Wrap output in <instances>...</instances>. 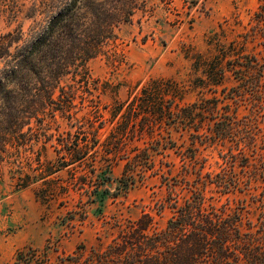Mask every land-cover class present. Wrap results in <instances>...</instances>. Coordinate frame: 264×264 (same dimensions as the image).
Here are the masks:
<instances>
[{"label":"trees","instance_id":"16d2710c","mask_svg":"<svg viewBox=\"0 0 264 264\" xmlns=\"http://www.w3.org/2000/svg\"><path fill=\"white\" fill-rule=\"evenodd\" d=\"M137 8L138 0H32L29 5L22 0H0V17L10 26L16 23L0 33V167L8 165L15 186L24 188L35 177L50 182L63 168L75 170L89 159L95 162L99 146L118 155L126 151L129 141L139 142L130 149L120 179V187H124L136 183L139 171H154L157 155L173 151L196 162L201 147L231 141L227 155H222L227 165L220 172L213 175L196 168V172L184 174L193 186L192 193L180 200L173 192L176 196L168 202L172 216L163 229L152 230L154 218L144 212L132 222L130 232H121L105 248L79 251L61 262L264 264V146L258 142L260 127L251 117L264 115V56L248 50V44L258 39L264 44V0H258L253 23L237 38L219 43L216 32L208 42L214 44L211 55L188 54L193 72L189 86L156 78L126 101L102 106L90 98L99 88L87 62L103 53V46L116 37L114 28L130 21ZM23 20L32 21L27 30ZM106 55L111 66L124 62L116 51ZM231 79L235 83L228 85ZM191 89L198 96L186 102ZM87 99L93 116L88 123L93 130L80 127L77 134L68 132L64 138L60 134L54 144V162H43L41 153L36 157L37 168L26 162L23 152L33 151L40 140L49 137L47 119L71 118ZM244 104L250 107V115L239 112ZM102 108L109 112L113 127L99 143ZM174 133L186 138L184 142L188 140L182 151ZM91 169L95 175V168ZM238 169H248L250 174L241 176ZM84 175L72 183L89 191L90 201L108 192L101 189L107 181L102 175L95 176L97 184H90ZM210 183L224 193L260 187L255 194L260 208L256 219L244 220L239 210L207 204L203 186ZM49 247L19 250L13 264H52Z\"/></svg>","mask_w":264,"mask_h":264},{"label":"rangeland","instance_id":"374dc122","mask_svg":"<svg viewBox=\"0 0 264 264\" xmlns=\"http://www.w3.org/2000/svg\"><path fill=\"white\" fill-rule=\"evenodd\" d=\"M22 1L27 5L32 2ZM138 6L140 8L134 11L130 21L120 22L114 28L116 37L103 46V53L87 62L92 80L98 83L99 88L93 90L90 98L102 106L126 101L144 84L156 78L175 79L189 86L193 72L188 54L201 52L206 56L211 55L214 44L209 45L208 42L216 32H219L217 41L226 43L248 30L253 23L254 11L258 9V0H138ZM31 23L30 20H23L25 30ZM15 25L10 26L0 17V33ZM259 42L258 39L255 43H249L248 50L264 56V44ZM112 51L124 58L122 64H108L106 54ZM234 83L235 80L231 79L227 84ZM206 95L210 96L211 93L207 92ZM197 96L196 90H188L185 101H194ZM87 104H91L88 99L84 107L79 104L71 118L58 115L55 119H47L49 137L40 140L33 151L23 152L26 162L37 168L38 153H41L43 162H54L57 157L54 144L60 134L61 138L67 137L68 132L77 134L80 127L92 131L88 122L93 116L91 106ZM101 112L104 124L98 132L99 143L105 141L113 127L109 112L103 108ZM239 112L250 115L251 110L244 104ZM251 117L260 127L258 142L264 146V115ZM99 122L96 121V126ZM173 136L182 151L188 140L184 142V137L176 133ZM135 143L139 142L129 141L126 151L118 155L106 153L99 146L95 162L89 159L76 166L75 170L63 168L51 176L53 180L50 182L35 177L24 188L15 186L9 166L2 165L0 264H13L19 250L42 249L46 244L50 246V262L63 264L61 260L76 252H89L92 247L103 249L121 232H130L132 222L144 212H149L154 218L152 230L163 229L172 216V205L168 202L176 196L173 192L180 200L192 193L193 186L184 178V174L189 170L196 172V168L213 175L220 172L227 165L222 155H227L228 147L232 144L226 141L201 147L196 162L186 161L173 151L165 156L157 155L154 171L141 170L135 184L120 187L130 149ZM43 145L46 147L43 148ZM93 167L95 175L91 172ZM25 170L29 169L26 167ZM29 172L33 175L36 173ZM240 172L241 176L250 174L248 169ZM81 174H85L84 178L90 184H97L99 180L95 176L102 175L107 181L101 185V189L107 188L108 192L90 201L89 191L72 183ZM191 176L195 177L196 174L192 173ZM88 188L86 186V190ZM259 189L254 187L224 193L214 183L203 186L207 204L220 209L225 207L228 211L239 210L243 212L244 220L256 219L260 208L255 194ZM38 194L47 199H41ZM65 264H70V261L66 260Z\"/></svg>","mask_w":264,"mask_h":264}]
</instances>
